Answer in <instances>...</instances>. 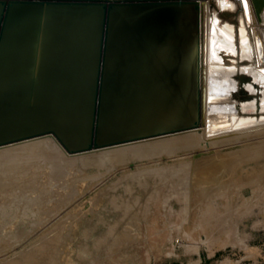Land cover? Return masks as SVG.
Masks as SVG:
<instances>
[{"label":"bare ground","instance_id":"6f19581e","mask_svg":"<svg viewBox=\"0 0 264 264\" xmlns=\"http://www.w3.org/2000/svg\"><path fill=\"white\" fill-rule=\"evenodd\" d=\"M1 14L0 145L40 136L0 146V239L79 160L108 167L182 155L163 159L158 178L191 168L203 190L228 185L245 165L251 179L264 177V8L258 18L251 0H0ZM64 147L83 150L65 158ZM150 167L132 175L145 182Z\"/></svg>","mask_w":264,"mask_h":264},{"label":"rangeland","instance_id":"374dc122","mask_svg":"<svg viewBox=\"0 0 264 264\" xmlns=\"http://www.w3.org/2000/svg\"><path fill=\"white\" fill-rule=\"evenodd\" d=\"M189 26L193 28L192 23H189ZM29 135H24L25 137L22 135L19 138L17 135V139H14L15 137L7 138V140L9 139L8 144L6 142L0 146L40 136ZM136 135L134 138H139L140 134ZM134 140L137 139H130L121 143ZM4 141L6 140L4 139ZM104 145L108 144L96 146ZM64 149H66L65 152ZM64 149V153L60 154L65 158H71L75 152L83 150H67L66 147ZM86 149L91 148L88 146ZM67 151L69 154H67ZM49 155L46 154L41 163L46 162ZM175 156L155 155L150 160L148 158L131 157L123 162H126L125 164L117 163L120 166L114 164L112 166L107 165L108 167H105L106 165L83 163L80 160L76 161L75 164L71 165V167L74 166L69 168L70 173L67 170L64 178H62L64 181L61 180L57 184H52L55 187L53 190L64 192L65 196H69L68 198L60 200L53 194L52 188H48L49 191H44L45 194L40 195L42 200L40 199L38 204L37 201L35 207L34 202L32 203L33 206L31 205L32 209H37V211L32 210L36 214L35 217L32 216L34 214L32 212V215L29 214L30 218L17 212V217L14 216L13 220L11 219L12 222L11 220L9 223L7 221L8 225L5 224L2 227L5 235L0 239V243H6L0 244V264H27V261L28 264L31 261L30 264H33L34 261L35 264H264V185H262L264 179L261 178L263 176L253 177L256 185L259 182L261 183L262 179V183H259L261 188L255 186L252 181L253 178L249 177L250 165H245L236 176V178H240V182L236 178L234 181H228V185L230 184L228 188L226 182L208 187L202 185L204 189L208 190H203L200 183L199 186L196 185L197 182L196 184L193 183L191 168L184 169L185 171L181 170L184 171L183 173L188 172L189 175L185 174L186 177H189L186 179L187 182L184 180V175V178L181 177L182 172L180 170L177 172V169H175L176 171L171 169L172 174L169 177L170 171L169 173L163 172L165 170L163 168L164 170L161 172L165 177L160 172L159 176L163 178H158V171L156 170H158L159 165L158 168L160 169V167L165 166L166 162H169L168 165L180 162L176 160L182 155H177L178 158ZM184 156H187V154H184ZM163 159L165 163L162 161ZM148 163L151 166L153 163L155 165L150 167ZM146 164L152 168L151 172L148 171L152 176V171H154L155 177L149 176L150 173H148L145 182H141L134 178L132 174L139 167H148ZM44 168L47 169V167ZM174 171L177 175L179 173L178 176L181 175L179 179L178 176H175V173L173 175ZM166 175L171 178L172 182L170 183H173L174 186L178 184L177 187L173 188L174 186L172 187L167 183L170 180ZM42 177H44L43 173ZM65 177L68 179L65 180ZM130 178L134 180L131 181ZM257 179L260 181L257 182ZM118 180L120 181L117 182ZM234 182L236 183L234 184ZM225 183L226 189H224ZM220 185L224 186L223 190L218 187ZM254 190H258L257 193L254 194ZM209 191L213 195V197L211 195L212 198H209ZM216 192L220 193L217 194ZM205 195L209 196L206 197ZM204 197L208 198L207 201L201 200ZM179 201L183 202L180 203ZM205 201L206 203H204ZM43 202L46 204L48 202V204L43 207L41 206ZM125 206H127V209ZM212 207H214V211ZM181 208L184 210H181ZM207 208L211 209L215 216ZM229 208L232 213H228ZM209 212L211 215H208ZM212 215L213 217H211ZM30 219L34 221H29ZM36 220L37 222H35ZM16 233L18 234L16 235ZM8 236H11L9 241ZM44 248L47 250H44ZM33 250L34 253L35 250L37 252L35 254L30 252ZM43 252L46 254H43ZM27 253H31V255H28L30 261L27 260ZM50 253H52V256H50ZM32 257L36 258L38 262L36 259H33V261Z\"/></svg>","mask_w":264,"mask_h":264},{"label":"water","instance_id":"95a60500","mask_svg":"<svg viewBox=\"0 0 264 264\" xmlns=\"http://www.w3.org/2000/svg\"><path fill=\"white\" fill-rule=\"evenodd\" d=\"M3 4H5L6 0H1ZM50 2L53 0H37V2L39 3H44V2ZM201 2H203V0H201ZM253 9L255 14L257 15V17L259 18L260 12L262 11V9L264 8V0H251ZM105 6V4H104ZM3 9H5V5L3 6ZM2 19H3V14L0 15V29L2 28ZM91 145V144H90Z\"/></svg>","mask_w":264,"mask_h":264}]
</instances>
